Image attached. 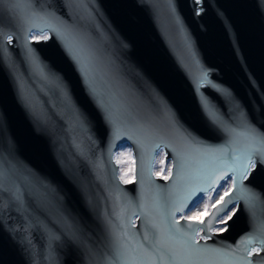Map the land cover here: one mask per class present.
I'll list each match as a JSON object with an SVG mask.
<instances>
[{
  "label": "water",
  "instance_id": "95a60500",
  "mask_svg": "<svg viewBox=\"0 0 264 264\" xmlns=\"http://www.w3.org/2000/svg\"><path fill=\"white\" fill-rule=\"evenodd\" d=\"M53 10L89 63L91 86L114 124L61 40L33 16ZM42 28L49 39L34 37ZM205 73L227 94L208 84L197 91ZM237 102L264 130V0H0V264H111L118 251L117 264H153L159 253L149 242L157 230L149 220L161 233L171 222L192 237L200 250L190 254L179 233L165 237L163 251L176 253L179 264L264 256L258 239L243 242L264 238V179L251 183L259 194L252 201L232 183L204 224L181 215L191 200L183 212L173 207L191 188H207L196 196L207 195L231 177L196 149L229 145L241 127ZM189 132L200 144H185ZM125 144L134 158L127 183L115 158ZM160 148L171 159L167 179L153 169ZM177 152L187 156L179 179ZM41 183L51 190L47 199ZM229 199L236 206L228 205L227 231L192 230Z\"/></svg>",
  "mask_w": 264,
  "mask_h": 264
},
{
  "label": "snow or ice",
  "instance_id": "6c2138e0",
  "mask_svg": "<svg viewBox=\"0 0 264 264\" xmlns=\"http://www.w3.org/2000/svg\"><path fill=\"white\" fill-rule=\"evenodd\" d=\"M193 2L197 5H200L202 0H193ZM49 7L55 9L56 5H50ZM203 8L201 7L197 14H202ZM39 16L40 19L45 21V27L50 30L53 34H55L62 42V46L64 50L71 56L72 60L77 66V70L81 72V75L84 77L86 83L89 85L88 91L89 95H91L94 99H96L97 106L101 109L104 113V119H106L110 124H114L115 121L113 120V115L110 111H108L103 102L99 100L98 93L94 87L91 86L90 80V67L89 63H86L84 58L81 55L80 47L68 39L67 29L65 28L64 24L59 20L56 16L55 11H44L42 14L40 13H33V16ZM42 34V38L44 40L49 39L47 35H43L44 29H40ZM28 33L32 34V28H28ZM9 42L11 43L12 37H8ZM122 47H127V45H121ZM27 55L33 60L34 63L38 62V56L35 53V50L27 47ZM55 75V74H53ZM57 79H59L57 77ZM203 84H208L212 89L219 90L227 94V89H223L220 85L214 83L213 81L208 79V74L205 73L203 75V79L200 81V84L197 87V91H199V87ZM209 101L205 98L203 102V107H208ZM237 118L240 120L241 127L240 130L237 131L233 129L235 133L233 139L229 142V145L226 147L221 148H212L210 146H204L203 148H198L196 151L201 152L203 155L212 157L218 160L222 165L228 168V170L232 173L230 179L235 186L239 183V192L242 193L248 200L252 201L259 197V194L255 192V190L250 186L252 182L256 181L257 179H264V130L258 128L248 117L247 113L244 111L242 105L237 102ZM206 116H209L214 122L217 119L215 113L209 114L205 113ZM264 115V113H262ZM172 122L174 125H178L179 121L175 117V113H172ZM118 131V129H117ZM185 144H188L191 141V144H200V141L196 139L190 132L184 136ZM242 146L237 147V144L241 143ZM156 147H160L159 144ZM186 153L184 152H177L176 161H177V179L180 178L181 171L185 168L186 165ZM251 173V175H250ZM239 178V179H238ZM167 179V177H165ZM221 179H227V177H222ZM0 180H2V176H0ZM249 181V186L244 185V181ZM128 181H125L127 183ZM42 195L45 199H47L50 194L51 190L44 184L39 185ZM2 190V188H0ZM208 189L204 187H193L188 191V194L183 198V200L178 202H173V207L175 211L183 212L185 208H188L189 201L191 200L192 207H198L199 202L203 199L202 196H196L198 192H207ZM218 194V193H217ZM192 197H196V199L192 200ZM14 201L19 202L20 197L14 196ZM222 199V198H221ZM239 199V196L234 198ZM228 205H236L233 202V199H229L227 203L224 204L222 208L218 210V212L213 216L211 220L207 222L204 228L200 229H192L193 231H227L228 221L232 219V216L229 215V212L232 211ZM2 211V209H0ZM191 211V208H189ZM227 217V219H225ZM186 219H191L190 217H186ZM0 220H2V216H0ZM216 221L218 224L224 225L223 228L220 229H210L208 226L213 224V221ZM148 223L151 225L153 229H156V234L154 239L150 241L152 249L159 253L157 257L154 258L153 264H165V260H167V264H179L177 261L176 253L172 252L171 250L167 251V254L163 251L166 249L167 245L165 244V237H172L176 236L179 233V239L183 240L185 251L189 254L193 249L199 251L193 243L190 241L192 237L183 232L182 229L175 227L171 222L168 223L166 232L161 233L159 231V226L155 224L153 221L149 220ZM178 223V222H177ZM201 224H204V221H200ZM189 228L192 226L189 225ZM262 235H264V230H262ZM184 237H188L184 239ZM58 238V237H57ZM205 238H210L206 237ZM148 236H144V240L148 241ZM253 239H258L262 248H264V238L261 236H247L244 239L245 244H251ZM140 247H144L143 244ZM210 252H220V249H208ZM124 255V252L118 251L116 253L115 259L111 261V264H117V262L121 261V257ZM245 264H264V256H260L259 251H257V259L253 260H246Z\"/></svg>",
  "mask_w": 264,
  "mask_h": 264
},
{
  "label": "rangeland",
  "instance_id": "374dc122",
  "mask_svg": "<svg viewBox=\"0 0 264 264\" xmlns=\"http://www.w3.org/2000/svg\"><path fill=\"white\" fill-rule=\"evenodd\" d=\"M115 158L120 166L119 173L122 180L126 181L132 179L134 177V158L131 147L127 144L121 145L115 151ZM170 167H171V159H166L164 156H159L156 162L155 172L160 176H167V174L170 171ZM231 186H232V181L230 178H227L218 186V188L215 191L209 193L210 196L209 194L208 196L203 195L202 196L203 199L199 202L198 207H192L191 205L189 207L191 208V211H189L188 208L181 215H183L184 217H190V218L202 220L204 215L209 212L210 208L219 200H221L223 195L230 190ZM178 217H180V215ZM220 228H223L222 224H217L212 229H220Z\"/></svg>",
  "mask_w": 264,
  "mask_h": 264
},
{
  "label": "bare ground",
  "instance_id": "6f19581e",
  "mask_svg": "<svg viewBox=\"0 0 264 264\" xmlns=\"http://www.w3.org/2000/svg\"><path fill=\"white\" fill-rule=\"evenodd\" d=\"M43 35H45V33H43ZM34 37H37V38H40V37H42V34H41V32H37L36 34H34ZM157 159H158V157L159 156H164L165 157V155H164V150H163V148H160L158 151H157ZM167 159V158H166ZM154 171H155V164H154ZM209 194V193H208ZM208 194H207V196H208ZM209 196H210V194H209ZM198 236V235H197ZM254 249H257V247L256 248H254Z\"/></svg>",
  "mask_w": 264,
  "mask_h": 264
}]
</instances>
